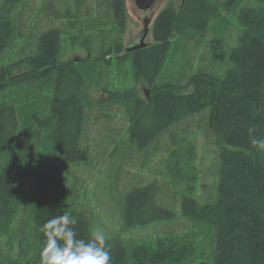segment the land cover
<instances>
[{"label": "trees", "instance_id": "16d2710c", "mask_svg": "<svg viewBox=\"0 0 264 264\" xmlns=\"http://www.w3.org/2000/svg\"><path fill=\"white\" fill-rule=\"evenodd\" d=\"M23 1H0V53L22 37L15 13ZM107 1L117 22L109 30L120 33L125 22V0ZM215 1L183 0L179 10L170 3L151 26L152 41L128 54L122 42L112 39L109 46L99 44L94 55L87 36L79 38L96 65L108 62L111 58L105 59L110 55L120 56L132 63L136 80L152 88L147 103L141 105L132 98L129 109L134 115L128 129L129 142L137 148L153 145L177 123L206 112L207 132L214 138V193L200 201L192 193V184L187 183L179 202L181 216L198 233L194 230L182 236L159 237L151 244L108 238L111 264H196L198 251L202 263L197 264H264V149L252 147L249 134V129L256 128L252 135L264 136V0L235 13L243 31L237 46L227 54L222 78L213 73V68L202 67L186 83H158L173 38L205 34L210 21L220 17V5ZM236 1L226 0L221 6L228 12ZM227 26L228 22L223 30ZM62 43L60 29H47L36 36L34 51L17 64L29 72L13 76L16 65L0 67V92L8 84L20 83L53 89L47 115L42 114L39 102L31 116L38 139L48 130L49 146L44 157L35 158L25 145H17L22 138L18 110L11 105L0 106V239L8 237L0 245V264H40V250L46 240L41 229L55 216L67 214L73 218L78 239L87 241L93 232L86 212L67 204L72 189L66 174L72 163L85 161L88 155L78 138L84 121L80 90L87 79L75 65L62 61ZM199 62L197 56L194 66ZM104 91L110 94L108 101L126 102L132 96L129 90ZM108 101L100 99L97 104ZM171 142L170 147L175 144V148H169L167 155L168 173L180 179V170L191 159L193 148L186 145L181 156L175 137ZM188 180L192 182L194 177ZM26 183L30 185L29 195L22 197ZM160 191L154 181L123 194L120 207L125 227L174 218L170 209L158 204ZM20 214L26 217L19 222V232L8 236Z\"/></svg>", "mask_w": 264, "mask_h": 264}, {"label": "rangeland", "instance_id": "374dc122", "mask_svg": "<svg viewBox=\"0 0 264 264\" xmlns=\"http://www.w3.org/2000/svg\"><path fill=\"white\" fill-rule=\"evenodd\" d=\"M134 1L125 0V22L123 30L119 33L109 30L115 28L117 22L111 17L107 0H24L15 13L22 37L0 53V67L16 65L13 76L29 72L28 68L18 67L17 64L23 60L24 55L34 51L36 36L51 28L63 32L62 61L75 65L87 79V83L80 90L84 105V121L78 129V138L79 144L87 148L88 155L85 161L72 163L70 173L66 174L72 189L67 204L71 208L86 212L93 231L101 229L108 238L151 244L159 237L182 236L194 230L198 233L195 226L181 216L179 202L181 196L185 194L183 192L187 183L192 184L194 187L192 193L196 198L198 196L197 199L200 201L214 193L215 170L212 164L216 153L212 144L214 138L209 131L207 132L206 111L177 123L153 145L150 144L146 148L139 149L129 142L128 129L134 116L130 115L129 110L132 98L143 105L148 102L152 88L136 80L132 63L124 58L119 59L120 56L110 55L105 59L110 57L108 62L96 65L87 54V48L81 45L79 38L87 36L90 47L94 49V55L95 49H98L101 43L109 46L112 39L122 42L123 50L128 54L130 51L126 50L141 37L145 18H151L148 26L150 31L156 16L170 3L178 10L183 4V0H154L153 7L143 11L136 7ZM224 1L226 0L215 1L220 5L218 15L220 17L210 21L205 34L188 39L173 38L172 48L160 72L158 83H186L187 78L202 67L213 68V73L219 78L224 76L227 70V54L237 46L238 38L243 31L237 23L235 13L243 7L257 4L256 0H237L230 6L229 11L225 12L221 6ZM105 21L111 22L105 25ZM227 22L228 26L223 30ZM151 41V34H148L145 43ZM215 54L217 57H213ZM197 56L200 62L194 66ZM188 58L190 63L187 62ZM106 89L129 90L132 92L129 95L132 96H128L126 102L108 101L110 94L104 91ZM52 90L50 87L42 89L37 84L20 83L11 86L8 84L7 88L0 92V106H14L20 115L22 138L17 141V145H25L35 158L46 155L49 146L48 130L38 139L31 116L36 112V105L39 102L42 114L47 115L49 111L47 101H51ZM100 99L108 102L98 105ZM172 136L175 137L179 152L182 149L181 156L186 145L190 144L193 148L191 159L183 164L180 170L182 171L180 179L172 178L167 168L169 148H175V144L170 147ZM2 158L3 155H0V160ZM190 176L194 177L192 182L188 180ZM154 181L161 189L158 204L170 209L174 213V218L147 225L125 227L120 207L123 194L131 188ZM29 190L30 185L26 183L22 197L29 195ZM20 215L21 217L18 216L10 227L8 236L17 235L19 232L18 228L21 225L19 222L26 217ZM26 231L28 232V229ZM4 239L8 237L1 238L0 245ZM5 248L3 245L2 249ZM13 249L15 252V244ZM198 255L200 251L197 254V263H202Z\"/></svg>", "mask_w": 264, "mask_h": 264}, {"label": "clouds", "instance_id": "9594fccd", "mask_svg": "<svg viewBox=\"0 0 264 264\" xmlns=\"http://www.w3.org/2000/svg\"><path fill=\"white\" fill-rule=\"evenodd\" d=\"M255 132L256 128L249 129L251 146L264 149V136L252 135ZM75 224L76 221L65 214L55 216L43 225L41 231L46 240L40 250V264H111L105 231L94 230L86 241L77 238Z\"/></svg>", "mask_w": 264, "mask_h": 264}, {"label": "water", "instance_id": "95a60500", "mask_svg": "<svg viewBox=\"0 0 264 264\" xmlns=\"http://www.w3.org/2000/svg\"><path fill=\"white\" fill-rule=\"evenodd\" d=\"M134 3L138 9L146 11L153 7L154 0H135ZM150 22H151V18H145L143 20V31H142L140 39L133 46H131V48H129L126 51L133 52L137 49H142L144 47H147L148 43H145V40L148 34H150V31L148 28Z\"/></svg>", "mask_w": 264, "mask_h": 264}, {"label": "bare ground", "instance_id": "6f19581e", "mask_svg": "<svg viewBox=\"0 0 264 264\" xmlns=\"http://www.w3.org/2000/svg\"><path fill=\"white\" fill-rule=\"evenodd\" d=\"M150 33H151V31H150Z\"/></svg>", "mask_w": 264, "mask_h": 264}]
</instances>
